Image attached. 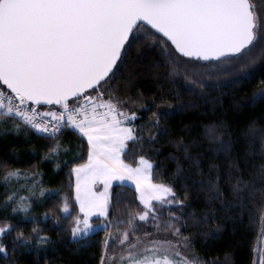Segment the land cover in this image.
<instances>
[{
	"label": "snow or ice",
	"instance_id": "6c2138e0",
	"mask_svg": "<svg viewBox=\"0 0 264 264\" xmlns=\"http://www.w3.org/2000/svg\"><path fill=\"white\" fill-rule=\"evenodd\" d=\"M141 26L142 36L138 33ZM149 36L150 46L161 43L166 63L171 65L168 75L172 83L193 93L197 92L194 85L199 84L201 90L205 87L195 76L198 66L207 69L212 65V71L239 68L242 73L245 65L264 61V13L256 0H0V123L13 117L52 138L64 128L86 137L87 159L71 168L73 203L78 206L72 217V237L87 234L94 227V215L107 221L95 227L113 226L108 220L113 180L134 182L136 199L143 205L142 212L128 213L127 221H115L118 232L119 224L128 227L118 237L108 233L100 264H196L199 259H190L181 251L188 247L190 237L181 236L184 222L174 213L164 222L174 239L154 238L147 232L143 237L135 235L137 217L141 222L152 220L158 228L162 210L184 207V201L175 199L172 185L156 182L152 159L141 154L130 164L122 155L129 142L143 137L134 126L137 112L123 107L135 101L131 96L121 99L112 91L120 85L112 81L122 66L126 45ZM224 61L234 63L222 64ZM181 68L191 71L193 78L179 81ZM255 97L264 98V88ZM44 106L46 110L41 111ZM151 106L160 110L153 114L152 122L157 125L173 107ZM13 127L19 130L20 125ZM158 132L166 134L163 128ZM153 139L150 135L149 143ZM60 147L57 141L47 155L58 154ZM20 175L19 169H7L3 183ZM100 182L103 190L97 191ZM40 191L41 195L45 191L55 194V190ZM69 195L63 196L60 209L65 218L72 211ZM16 197L17 192L12 191L6 202L15 199L13 212L19 209L27 214L31 207L28 197ZM176 220H181L179 226L172 223ZM12 228L9 223L0 225V253L6 254L2 237ZM21 237L23 233H17L14 240L31 243ZM113 238L119 241V252L109 251ZM49 239L38 236L40 244ZM259 264H264V255Z\"/></svg>",
	"mask_w": 264,
	"mask_h": 264
},
{
	"label": "trees",
	"instance_id": "16d2710c",
	"mask_svg": "<svg viewBox=\"0 0 264 264\" xmlns=\"http://www.w3.org/2000/svg\"><path fill=\"white\" fill-rule=\"evenodd\" d=\"M256 3L264 13V0ZM143 32L141 26L138 33L142 36ZM151 41L149 36L126 45L122 66L112 81L120 85L112 91L121 99L131 96L135 101L123 107L137 112L134 126L137 135L143 137L129 142L122 155L130 164L141 154L152 159L154 179L172 185L175 199L184 201V207L173 205L162 210L158 228L152 220L141 222L137 217L135 235L143 237L147 232L174 239L164 223L174 213L184 222L181 236L190 237L188 247L181 251L190 259L198 257L196 264H259L264 255L262 242L256 260L257 246L264 235V98H254V94L264 88V61L245 65L242 73L239 68L212 71V65L207 69L198 66L195 76L205 87L201 90L196 84L197 92L193 93L172 83L168 75L171 65L166 63L161 43L150 46ZM193 75L181 68L178 80L184 81L186 76L191 80ZM161 104L173 107L157 125L152 122L153 114L160 110L151 105ZM15 124L20 125L19 130L13 127ZM158 128L165 129L166 134ZM150 135L154 137L151 143ZM57 141L61 145L59 153L47 155ZM86 159L85 139L70 129L52 138L37 134L19 118L7 117L0 123V225H13L2 237L6 254L0 253V264H100L108 233L118 237L128 227L121 223L118 232L115 221H127L128 213L144 209L134 187L114 182L109 188L108 217L113 226L72 237V217L78 206L73 203L71 168ZM7 169H19L21 175L5 184L3 174ZM41 189L55 190V194L45 191L41 195ZM12 191L17 192L16 199L28 197L31 207L27 214L19 209L13 212L15 199L6 202ZM65 194H70L72 208L66 218L60 210ZM91 220L95 225L107 222L104 217ZM181 220L172 223L179 226ZM34 228L38 231L33 232ZM20 232V240L30 239L31 243L14 240ZM38 236L50 239L40 244ZM119 250V241L109 239V251Z\"/></svg>",
	"mask_w": 264,
	"mask_h": 264
},
{
	"label": "rangeland",
	"instance_id": "374dc122",
	"mask_svg": "<svg viewBox=\"0 0 264 264\" xmlns=\"http://www.w3.org/2000/svg\"><path fill=\"white\" fill-rule=\"evenodd\" d=\"M73 177H74V181H75V176L73 175ZM114 182H119V181H118V180H113L112 183H111V185H112ZM125 182H127L128 184L134 186V182H132V181H127V180H125ZM95 187H96V190H97V191H102V190H103V184H102V182L98 183ZM94 217H102V216L94 215L92 218H94ZM93 225H94V227H93V228H92L87 234H81L80 236H77V237H74V238H80V237H83V236H86V235H90L91 233H93V232L96 231L97 229L101 228V227H95V226H98V224H97V225L93 224ZM153 237H154V236H153ZM154 238H158V239H168V238H166V237H154ZM259 242H260V245L257 246L256 260L258 259L259 254H260V251H259L260 246H262V242H264V235H263L262 241H259ZM119 251H120V250H119ZM119 251H117V252H119ZM255 262H256V261H255Z\"/></svg>",
	"mask_w": 264,
	"mask_h": 264
},
{
	"label": "built area",
	"instance_id": "2783aa9c",
	"mask_svg": "<svg viewBox=\"0 0 264 264\" xmlns=\"http://www.w3.org/2000/svg\"><path fill=\"white\" fill-rule=\"evenodd\" d=\"M3 90H5V89H3ZM6 91V90H5ZM93 95H94V93H93ZM44 110H46V108H41V111H44ZM33 131H35L37 134H42V135H47V134H44V133H41V132H38V131H36L35 129H33L31 126H29ZM64 129H69V128H64ZM63 129V130H64ZM74 131H76V132H78V130H74Z\"/></svg>",
	"mask_w": 264,
	"mask_h": 264
},
{
	"label": "water",
	"instance_id": "95a60500",
	"mask_svg": "<svg viewBox=\"0 0 264 264\" xmlns=\"http://www.w3.org/2000/svg\"><path fill=\"white\" fill-rule=\"evenodd\" d=\"M150 27V26H149ZM155 32V30H153ZM5 89H6V86H5ZM7 90V89H6Z\"/></svg>",
	"mask_w": 264,
	"mask_h": 264
},
{
	"label": "crops",
	"instance_id": "0c3cea01",
	"mask_svg": "<svg viewBox=\"0 0 264 264\" xmlns=\"http://www.w3.org/2000/svg\"><path fill=\"white\" fill-rule=\"evenodd\" d=\"M74 184H75V181H74Z\"/></svg>",
	"mask_w": 264,
	"mask_h": 264
}]
</instances>
